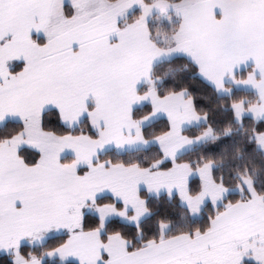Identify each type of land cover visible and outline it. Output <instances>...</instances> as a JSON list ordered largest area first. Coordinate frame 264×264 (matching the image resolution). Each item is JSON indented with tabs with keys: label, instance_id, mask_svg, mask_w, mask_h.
<instances>
[{
	"label": "snow or ice",
	"instance_id": "snow-or-ice-1",
	"mask_svg": "<svg viewBox=\"0 0 264 264\" xmlns=\"http://www.w3.org/2000/svg\"><path fill=\"white\" fill-rule=\"evenodd\" d=\"M0 264H264V0H0Z\"/></svg>",
	"mask_w": 264,
	"mask_h": 264
},
{
	"label": "trees",
	"instance_id": "trees-1",
	"mask_svg": "<svg viewBox=\"0 0 264 264\" xmlns=\"http://www.w3.org/2000/svg\"><path fill=\"white\" fill-rule=\"evenodd\" d=\"M164 207H165V206H163V205L161 206V210H162V211L164 210Z\"/></svg>",
	"mask_w": 264,
	"mask_h": 264
}]
</instances>
